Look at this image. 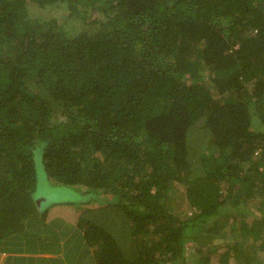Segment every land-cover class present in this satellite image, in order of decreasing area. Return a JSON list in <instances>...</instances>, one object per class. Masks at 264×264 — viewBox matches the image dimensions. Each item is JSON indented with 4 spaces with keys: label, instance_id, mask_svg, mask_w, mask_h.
<instances>
[{
    "label": "trees",
    "instance_id": "16d2710c",
    "mask_svg": "<svg viewBox=\"0 0 264 264\" xmlns=\"http://www.w3.org/2000/svg\"><path fill=\"white\" fill-rule=\"evenodd\" d=\"M37 149L51 181L104 195L79 211L94 264H264V219L186 254L264 212V0H0V245L51 210Z\"/></svg>",
    "mask_w": 264,
    "mask_h": 264
},
{
    "label": "rangeland",
    "instance_id": "374dc122",
    "mask_svg": "<svg viewBox=\"0 0 264 264\" xmlns=\"http://www.w3.org/2000/svg\"><path fill=\"white\" fill-rule=\"evenodd\" d=\"M61 10V9H60ZM62 19V17H61ZM36 158V165H37V174H38V186L37 191L35 192V198L36 200H42V198L46 196H50L52 199L51 203L52 206L49 208V210H53L52 212H61L60 210L62 208L64 211H67L71 214H74L76 212H79L81 209L86 207H93V206H100L104 203V200L101 198L104 196L103 193L99 192L100 190H93L90 192H85L83 188L72 186V185H64L61 183H56L55 181H51L49 176L47 175V172L44 167L43 163V157L42 152L40 149L36 150L35 153ZM185 183L176 180L174 187L176 188L175 194L173 198H175L174 206L176 211L181 216H187L190 215L193 211L191 208V204L189 203L188 199L182 195V191L184 190ZM103 191V190H102ZM92 202V203H90ZM48 204V202H45ZM86 205V206H85ZM85 206V207H83ZM247 211L244 213H241L236 210H232L235 212L226 213L224 216L221 215L219 217V221L217 222V225L219 227H215L216 222H213L210 224L211 227H214V229H211L209 232L206 230H203L204 237L201 238L199 241H194L188 244L186 254L189 259L194 258L197 254V246L200 244V250L202 252H208L212 251L214 253L224 251L228 245H232L236 241H243L239 240L242 239V237H245L244 232L245 226H242L243 223H251L260 221V219H264V212L262 209L258 206L254 205H248ZM50 210V211H51ZM56 211V212H55ZM62 217V216H60ZM36 222V221H35ZM58 223H62V220L55 221ZM65 224V223H64ZM61 225L62 226H64ZM222 226V227H221ZM32 227V226H31ZM58 228V232L60 231V228ZM46 236H53L54 239L50 241H45L43 243L42 247L36 248L37 250H41L43 248H55L57 243V237L58 233H56L52 226L49 227V229H45ZM63 231L65 229H62ZM66 231V230H65ZM63 233H61L62 235ZM262 235H264V231H262ZM250 236V235H249ZM16 238V239H15ZM12 240V246L14 248H19L18 244L23 243L22 237H15ZM205 243H202V242ZM252 241V240H251ZM251 241L249 243H251ZM247 242V238H245V243ZM32 245L39 246V243H32ZM217 249L214 251V249ZM200 252V251H199ZM215 262H218V259L215 260Z\"/></svg>",
    "mask_w": 264,
    "mask_h": 264
},
{
    "label": "crops",
    "instance_id": "0c3cea01",
    "mask_svg": "<svg viewBox=\"0 0 264 264\" xmlns=\"http://www.w3.org/2000/svg\"><path fill=\"white\" fill-rule=\"evenodd\" d=\"M86 206V205H85ZM56 209V208H54ZM53 209V210H54ZM48 212L46 222L44 224L34 222L30 225L31 229L36 232L37 238L34 236H27L30 234L25 231L21 234L23 243L18 244L19 248L12 246V240L15 237L8 238L0 245V264H94L93 257L94 250L88 254V250L83 248L85 241L83 232L79 226L80 212L71 214L64 211ZM62 216V217H60ZM62 220V223L55 221ZM65 223V224H64ZM61 227V225H63ZM52 226L54 231L59 234L57 237V248H43L45 241L53 240V236H46L44 228ZM60 231L58 232V228ZM62 229H65L64 231ZM61 233H63L61 235ZM20 237V236H19ZM16 239V238H15ZM32 243H39V246L32 245ZM81 253L84 254L81 257Z\"/></svg>",
    "mask_w": 264,
    "mask_h": 264
}]
</instances>
